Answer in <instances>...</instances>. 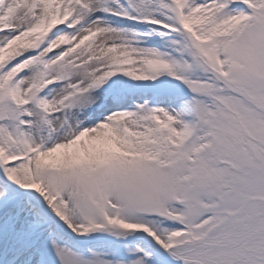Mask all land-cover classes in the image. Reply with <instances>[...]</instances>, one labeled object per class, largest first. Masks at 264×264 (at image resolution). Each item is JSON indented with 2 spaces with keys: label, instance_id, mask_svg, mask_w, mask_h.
<instances>
[{
  "label": "snow or ice",
  "instance_id": "6c2138e0",
  "mask_svg": "<svg viewBox=\"0 0 264 264\" xmlns=\"http://www.w3.org/2000/svg\"><path fill=\"white\" fill-rule=\"evenodd\" d=\"M0 264H264V0H0Z\"/></svg>",
  "mask_w": 264,
  "mask_h": 264
}]
</instances>
